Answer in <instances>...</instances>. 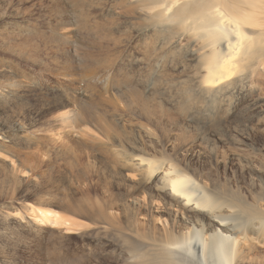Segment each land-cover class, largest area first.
<instances>
[{"label":"bare ground","instance_id":"obj_1","mask_svg":"<svg viewBox=\"0 0 264 264\" xmlns=\"http://www.w3.org/2000/svg\"><path fill=\"white\" fill-rule=\"evenodd\" d=\"M59 2L66 17L57 32L74 31L82 39L75 48L138 49L161 71L170 60L173 71L184 78L147 83L145 76L144 82L141 78L135 83L133 75L124 81L115 75L118 86L109 84L107 89L90 77L92 71L70 66L68 78L59 75L53 93L37 99L35 121L24 111V101L41 85L34 77L15 79L14 64L0 59V77L13 78L0 83V107L8 113L0 124V230L22 228L36 236L51 233L43 226L64 221L65 231L82 229V235L91 238L120 212V222L108 226L119 232L130 226L138 236L134 241L124 239L122 264H264L253 255L258 247L264 249V193L233 189L224 179H214L211 171L196 168L191 151L201 141L169 149L180 135L165 122L172 116L162 114L154 102L165 94L169 106L178 103L181 108L185 103L192 110V121L200 118L216 126L233 100L243 99L241 114L257 111L264 100V0ZM54 4L47 7L49 15L55 14L58 2ZM10 22V32L22 28ZM4 37L0 32V46L11 50L10 37ZM21 46L16 44L19 53L24 52ZM101 87L111 109L106 119L95 113L98 107L93 105L92 97L101 94ZM83 96L88 102H81ZM98 152L109 156L115 171L107 161L100 164L108 165L114 175L77 193L55 189L59 184L78 185L75 175L60 181L48 175L50 169H59L54 166L56 158L78 154L88 164ZM238 167L242 174L256 168ZM254 172L264 176V169ZM84 175L82 182L87 181ZM39 178L47 185L39 184ZM28 189L35 192L31 199L37 205L16 201ZM4 232L1 236L10 237Z\"/></svg>","mask_w":264,"mask_h":264},{"label":"rangeland","instance_id":"obj_2","mask_svg":"<svg viewBox=\"0 0 264 264\" xmlns=\"http://www.w3.org/2000/svg\"><path fill=\"white\" fill-rule=\"evenodd\" d=\"M57 2L58 4H56ZM52 3L56 4H54L55 14L52 11L54 16L49 15V9L47 10V7ZM61 8L59 0H0V32L6 35L5 39L10 37L9 39L13 43L5 41L11 43V50L0 46V59H5L14 64L13 67L17 72L15 79L20 75L28 78L34 77L37 79V83L41 85V87L38 86L29 91L24 101V111L30 112V118L35 121L39 120V117H33V113L38 107L37 99H40V96L53 93L52 84L53 86L56 84L59 75L68 78L70 66L79 71L82 70L84 73L92 71V74L95 73L96 75L92 76L91 74L90 77L95 79L96 82L106 85L107 89L111 87L109 84L118 86V83L113 80L115 75L120 76L123 81L133 75L132 78L135 83L139 82L138 80L141 78V81L144 82L145 76L148 78L147 83L149 79V81H155L156 79V81L160 80L166 83L174 82L177 77L184 78L178 76L177 71H173L171 67L173 64L170 60L166 63L165 70L163 68L161 71L159 64L156 65L151 58L146 61V57L142 54L143 51L141 52L138 49L133 51H128L126 48L113 51L90 49V51H86L79 47L75 48L81 43L82 39L74 31L68 33L57 32V25L61 24L60 21L63 22L66 17L65 14L61 13ZM10 21H15L22 28L19 31L10 32L8 30V27H11L9 25ZM16 44L22 45L24 52L19 53ZM6 50L10 52L8 53ZM15 52L16 54H14ZM26 56L28 58L25 59ZM146 63L148 65L145 67ZM55 78L57 79L55 80ZM11 79L13 78L2 76L0 77V83L2 81L9 82ZM79 84V88H84L85 84ZM120 91H125V86ZM100 92L101 94H98V96L93 95L92 98L95 102L93 105L98 107L95 113L106 119L107 113L109 114L111 109L109 104L104 101L107 98L103 96L107 97L108 94L104 93L103 87H101ZM164 99L165 94L161 99L155 98L154 102L162 114L164 112L172 116L170 121L165 122L172 132L180 135V140H177V143L170 142L169 149L175 146L180 148L182 146L180 143L194 140L201 141V144L198 147H193L191 151L195 161L193 162L197 164L196 168H202L206 172L211 171L210 175L214 179H224L233 189L236 187H241L244 190L251 188L260 194L264 193V176L262 173L254 172L255 170L264 169V100L260 102L261 106L257 109L258 112L250 111L243 114L239 110L245 105L243 99L239 102L233 100L232 103H227L222 113L223 117L216 126V122L207 124L200 118L192 121L189 115L192 110L186 107L185 103L181 108L178 103L169 106ZM81 102H88V98L83 96ZM4 108V106L0 107V124L4 122L8 114ZM129 120L134 122L132 117ZM200 147L201 150L199 151ZM192 154L187 156V159H190ZM93 155L95 160L88 164L82 163L78 154L69 158H56L54 166L59 169L56 171L50 169L48 175L57 178L59 181L68 178L70 175H75L77 176L78 185L68 188L64 184H59L55 189L67 191L70 194L77 193L79 188L86 189L90 185H94L99 179L114 175L112 169L114 171L115 169L109 156H104L102 152ZM104 161H107L112 169L108 165L102 167L100 162ZM238 164H250V166L256 168L242 174ZM215 169H218L217 173H215ZM84 174H87V181L82 182L81 179H84ZM38 182L41 185H47L41 178L38 179ZM32 196H35V192L28 189L18 195L16 201L37 205L31 199ZM48 197L49 195L43 198ZM45 207L58 211V215L65 214L62 209L51 206ZM117 217L115 221L103 226L91 238L82 235V229H78L80 230L78 231L76 228H71L65 231L67 227L63 224L64 221L60 225L47 224L43 226L50 229L51 233L36 236L22 230V228L21 231L11 228L5 229L6 232L0 230V264H122L123 254L126 253L124 239L134 241L138 240V236L131 232L134 228L130 226L128 230L123 232L110 228L108 225L112 226L114 222L119 223L120 217L123 218L120 212L117 213ZM77 226H80V224L77 223ZM58 231H61V234ZM2 232L10 235V237L1 236ZM140 232L142 231L139 230ZM96 243L105 245L98 246ZM87 249L93 253L91 252V255H88ZM253 255L264 262V249L258 247Z\"/></svg>","mask_w":264,"mask_h":264}]
</instances>
